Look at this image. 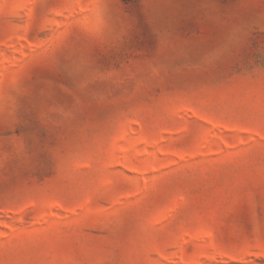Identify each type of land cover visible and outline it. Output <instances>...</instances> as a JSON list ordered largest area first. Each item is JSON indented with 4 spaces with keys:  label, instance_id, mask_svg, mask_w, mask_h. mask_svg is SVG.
Instances as JSON below:
<instances>
[{
    "label": "rangeland",
    "instance_id": "obj_1",
    "mask_svg": "<svg viewBox=\"0 0 264 264\" xmlns=\"http://www.w3.org/2000/svg\"><path fill=\"white\" fill-rule=\"evenodd\" d=\"M0 264H264V0H0Z\"/></svg>",
    "mask_w": 264,
    "mask_h": 264
}]
</instances>
